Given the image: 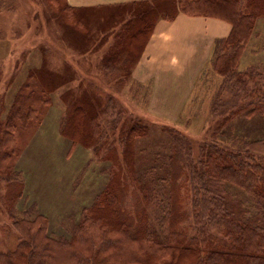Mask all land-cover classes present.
I'll return each mask as SVG.
<instances>
[{
    "label": "trees",
    "instance_id": "1",
    "mask_svg": "<svg viewBox=\"0 0 264 264\" xmlns=\"http://www.w3.org/2000/svg\"><path fill=\"white\" fill-rule=\"evenodd\" d=\"M126 6L130 18L124 28L125 49L138 34H150L155 18L170 21L179 12L230 24L229 34L214 41L209 60L213 72L221 77L209 107L211 139L201 141L194 156L188 138L167 128L168 166L164 176L156 178L165 183V195L160 194L155 204L153 224L147 204L154 194L155 179L134 168L136 141L147 135L148 128L138 119L130 121L122 138V154L115 158L111 153L114 169L109 170L108 181L91 206L82 210L69 236L53 237L44 214L30 216L26 211L20 216L14 211L24 182L21 171L9 166L17 153L14 131L19 127L10 119L5 124L9 131L0 128V182L4 188L0 200L8 207L18 243L13 250L0 252V264H264V138H230L226 133L238 118H264V65L240 68L257 21L264 17V0L131 2L105 6L116 8L105 16H118L119 7ZM84 8L90 7H76L75 11ZM90 14L75 13L64 19L70 16V30L77 35L78 22L87 21ZM140 51L135 52L136 57ZM122 57L123 63L135 60L132 54ZM45 68L42 64L28 73V79L37 78L42 95L49 92L48 83L62 80ZM26 88L17 93L11 108L12 118L24 127L28 120L37 122L33 107L36 91L26 92ZM72 99L61 131L73 142L79 138L95 141L101 134L98 110L90 111L87 104Z\"/></svg>",
    "mask_w": 264,
    "mask_h": 264
},
{
    "label": "rangeland",
    "instance_id": "2",
    "mask_svg": "<svg viewBox=\"0 0 264 264\" xmlns=\"http://www.w3.org/2000/svg\"><path fill=\"white\" fill-rule=\"evenodd\" d=\"M75 8L66 0H0V128L2 132L9 131L5 124L10 119V123L19 126L14 131L17 153L11 157L9 166L21 171L24 182L23 195L14 211L20 216L26 211L30 216L44 214L49 221L48 233L53 237H68L71 227L80 221L82 210L91 206L108 181L109 170L114 169L111 153L120 157L125 130L135 119L148 128L147 135L136 141L134 168L141 173L149 172L155 179L154 194L147 204L154 224L155 204L166 186L156 181L168 166L170 144L166 130L172 128L187 137L195 156L198 144L211 139L209 107L221 80L211 69L209 58L197 77L191 75L197 72L191 64L182 69L184 63L180 61L175 68L171 62L152 64L145 71L161 68L159 74L136 79L134 68L150 34H138L125 49L124 28L130 18L129 7H119L118 16L111 17L105 15L116 8L98 6L79 12ZM81 12L92 15L88 22L80 19L75 35L69 27L73 25L70 16ZM65 15H70L67 20ZM256 28L240 68L264 65V17L257 21ZM122 45L124 49L120 48ZM127 54H132L135 60L123 63L122 55ZM42 64L48 73L62 77L56 85L48 83L49 92L43 95L37 78L28 79V73ZM24 86L28 87L24 91H36L33 107L37 114V122L28 120L25 127L11 114L16 95ZM71 97L87 104L90 111L98 110L101 132L98 140L79 138L73 142L61 131ZM231 129L226 132L230 138H264V118L258 115L238 118ZM127 201L133 205L130 198ZM7 209L0 200V252L13 250L18 243Z\"/></svg>",
    "mask_w": 264,
    "mask_h": 264
},
{
    "label": "crops",
    "instance_id": "3",
    "mask_svg": "<svg viewBox=\"0 0 264 264\" xmlns=\"http://www.w3.org/2000/svg\"><path fill=\"white\" fill-rule=\"evenodd\" d=\"M73 7H98L126 4L131 2H153L154 0H66ZM231 26L228 22L206 16H189L179 12L172 20L158 18L155 21L147 42L137 59L134 78L154 77L161 68L146 70L152 64L171 62L184 63L182 69L191 66L197 77L204 63L210 59L214 41L226 37ZM192 68V70H194ZM141 71V72H139ZM142 71H144L142 73ZM155 73V74H154ZM159 74V73H157Z\"/></svg>",
    "mask_w": 264,
    "mask_h": 264
}]
</instances>
